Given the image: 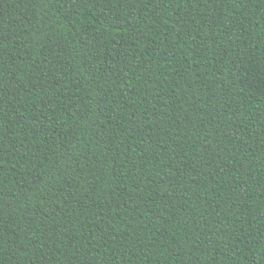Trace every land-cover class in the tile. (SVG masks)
<instances>
[{
	"label": "trees",
	"instance_id": "trees-1",
	"mask_svg": "<svg viewBox=\"0 0 264 264\" xmlns=\"http://www.w3.org/2000/svg\"><path fill=\"white\" fill-rule=\"evenodd\" d=\"M0 264H264V0H0Z\"/></svg>",
	"mask_w": 264,
	"mask_h": 264
}]
</instances>
